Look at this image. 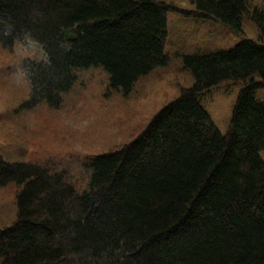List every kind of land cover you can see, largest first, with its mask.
<instances>
[{"label": "trees", "instance_id": "1", "mask_svg": "<svg viewBox=\"0 0 264 264\" xmlns=\"http://www.w3.org/2000/svg\"><path fill=\"white\" fill-rule=\"evenodd\" d=\"M189 1L236 33L246 18L256 39L183 57L192 85L135 141L93 158L80 195L37 167L0 164V186H22L15 220L0 229V264H264V11ZM169 10L156 0H0V46L41 53L25 65L29 104L57 107L75 73L91 69L127 95L167 65ZM225 81L243 87L221 134L200 96Z\"/></svg>", "mask_w": 264, "mask_h": 264}, {"label": "rangeland", "instance_id": "2", "mask_svg": "<svg viewBox=\"0 0 264 264\" xmlns=\"http://www.w3.org/2000/svg\"><path fill=\"white\" fill-rule=\"evenodd\" d=\"M157 1L175 8L166 15L165 52L177 54V63L141 79L128 95L112 92L101 71L88 70L79 72L59 108L40 105L27 111L21 108L28 87L20 67L28 52L23 46L0 49V159L38 164L53 175L67 171L63 181L75 192L80 191L87 176L81 171L85 157L122 148L135 140L152 116L179 94L180 87L193 83L179 64L182 54L228 50L242 38L256 36L248 23L243 34H234L220 24L189 17L187 13L193 10L189 0ZM248 6L264 11V0H248ZM230 83H220L203 95L202 104L221 134L227 130L241 87ZM257 97L264 98V89ZM260 157L264 162V151ZM20 190L14 183L0 186V229L15 220V197Z\"/></svg>", "mask_w": 264, "mask_h": 264}]
</instances>
